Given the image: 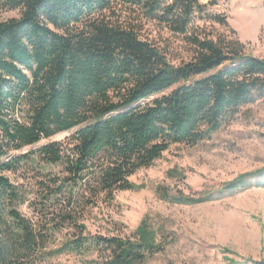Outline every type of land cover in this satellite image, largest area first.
<instances>
[{
    "label": "trees",
    "instance_id": "16d2710c",
    "mask_svg": "<svg viewBox=\"0 0 264 264\" xmlns=\"http://www.w3.org/2000/svg\"><path fill=\"white\" fill-rule=\"evenodd\" d=\"M224 1L3 0L20 17L0 22V264L65 255L147 264L165 252L168 237L148 217L123 236L90 233L86 216L137 190L130 179L171 147L209 141L264 100V59L247 55L236 32L216 29H229ZM148 26L181 39L189 61L174 65L167 47L144 37ZM71 131L37 149L59 171H38L29 198L7 176L24 159L11 154ZM252 186H264V168L220 192ZM157 196L181 206L212 200L165 188Z\"/></svg>",
    "mask_w": 264,
    "mask_h": 264
},
{
    "label": "rangeland",
    "instance_id": "374dc122",
    "mask_svg": "<svg viewBox=\"0 0 264 264\" xmlns=\"http://www.w3.org/2000/svg\"><path fill=\"white\" fill-rule=\"evenodd\" d=\"M2 3L0 0V22L20 17L18 11L7 10ZM219 11L227 16L229 29L216 27L217 31L228 35L236 32L247 55L264 59V0H226ZM144 37L167 47L174 65L189 61L190 54L181 39L153 26L147 27ZM73 134L61 133L13 152L11 158L24 159L19 172L7 174L11 182L30 194L38 171L58 173L59 168L39 160L35 153L49 143L66 142ZM263 168L264 100L242 109L233 123L209 141L193 147H171L152 167L130 179L137 190L118 192L113 202L104 200L90 209L85 225L92 234L129 236L148 217L168 237V246L147 264L264 262V186L235 194L220 192L238 176ZM158 188L212 200L196 206L169 204L159 199ZM20 210L31 216L27 205ZM50 264L86 263L77 256L65 255Z\"/></svg>",
    "mask_w": 264,
    "mask_h": 264
}]
</instances>
